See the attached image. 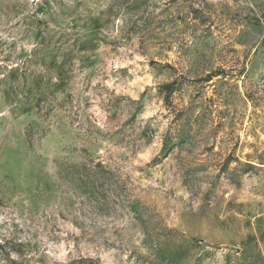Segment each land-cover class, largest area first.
Returning a JSON list of instances; mask_svg holds the SVG:
<instances>
[{
	"label": "rangeland",
	"instance_id": "1",
	"mask_svg": "<svg viewBox=\"0 0 264 264\" xmlns=\"http://www.w3.org/2000/svg\"><path fill=\"white\" fill-rule=\"evenodd\" d=\"M0 264H264V0H0Z\"/></svg>",
	"mask_w": 264,
	"mask_h": 264
}]
</instances>
